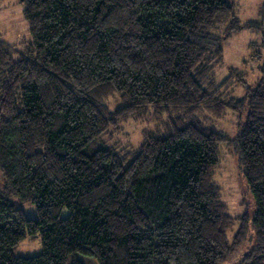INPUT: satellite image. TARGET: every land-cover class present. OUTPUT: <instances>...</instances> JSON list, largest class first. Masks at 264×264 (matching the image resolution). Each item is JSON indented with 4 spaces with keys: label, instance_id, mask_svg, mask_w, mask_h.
I'll use <instances>...</instances> for the list:
<instances>
[{
    "label": "trees",
    "instance_id": "1",
    "mask_svg": "<svg viewBox=\"0 0 264 264\" xmlns=\"http://www.w3.org/2000/svg\"><path fill=\"white\" fill-rule=\"evenodd\" d=\"M21 1L31 40L0 38V264H264V80L235 98L214 71L255 27L234 0ZM131 121L152 124L140 143L113 140ZM225 144L255 203L232 239Z\"/></svg>",
    "mask_w": 264,
    "mask_h": 264
},
{
    "label": "rangeland",
    "instance_id": "2",
    "mask_svg": "<svg viewBox=\"0 0 264 264\" xmlns=\"http://www.w3.org/2000/svg\"><path fill=\"white\" fill-rule=\"evenodd\" d=\"M236 17L239 24L253 23L255 27L242 28L225 41L223 62L216 66L215 73L219 80H226L229 92L235 98L247 96V92L261 84L264 80V17L261 14L263 0H234ZM24 4L21 0H0V38L21 48L31 40L28 21L24 16ZM239 73V74H238ZM110 107L114 104L109 102ZM231 110L217 121L216 130L234 138L238 132L239 120ZM142 124L131 121L124 125L123 134H118L113 140L137 146L141 140ZM214 179L220 186L222 200L229 213L237 218L229 231V239L241 224L242 216L253 217L255 203L253 196L243 178L236 154L229 145L220 147V163L214 172ZM16 206L22 208L28 218L37 217L34 204L16 200ZM42 251L40 239H27L15 249L16 256H35Z\"/></svg>",
    "mask_w": 264,
    "mask_h": 264
}]
</instances>
